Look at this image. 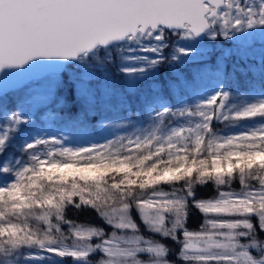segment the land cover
<instances>
[{
    "label": "snow or ice",
    "instance_id": "1",
    "mask_svg": "<svg viewBox=\"0 0 264 264\" xmlns=\"http://www.w3.org/2000/svg\"><path fill=\"white\" fill-rule=\"evenodd\" d=\"M0 264H264V0H0Z\"/></svg>",
    "mask_w": 264,
    "mask_h": 264
},
{
    "label": "rangeland",
    "instance_id": "2",
    "mask_svg": "<svg viewBox=\"0 0 264 264\" xmlns=\"http://www.w3.org/2000/svg\"><path fill=\"white\" fill-rule=\"evenodd\" d=\"M222 39V38H221ZM228 45H223L224 47H230L233 43V41H227ZM206 43H210L207 42ZM256 46L259 47V37L256 38ZM132 118V123L123 122V121H116V122H108L104 127H101L99 125H95L89 128L86 132L74 127H65L63 125V131L60 132L57 125L50 126L53 129H56L58 131L59 135L65 136L66 139L69 141L77 140L80 142H83L84 140L92 139V140H98L100 142H104V140L116 138L121 135H128L131 134L135 129V122L137 120H145L143 117H136ZM241 123H247V122H241ZM116 124H120L122 126H116ZM45 126V125H44ZM222 129L225 131H236V129H225L222 125Z\"/></svg>",
    "mask_w": 264,
    "mask_h": 264
},
{
    "label": "trees",
    "instance_id": "3",
    "mask_svg": "<svg viewBox=\"0 0 264 264\" xmlns=\"http://www.w3.org/2000/svg\"><path fill=\"white\" fill-rule=\"evenodd\" d=\"M220 43H222L223 45H228L229 43L227 41H223V39L220 40ZM12 105L9 104V108H11ZM132 118H135V117H132ZM125 122V121H123ZM52 125H57L58 129H61L63 127V124L60 123V122H53L50 126ZM95 122H93V127L95 126ZM45 126H49V125H45ZM220 129H222V124L218 126ZM238 187V185L236 186ZM203 195L205 196H211V195H214V192L213 190L211 189V186H209L208 188L204 189L203 192H202ZM71 215V213H70ZM79 219L81 221H84V220H89V221H93V222H99L96 220L95 218V215L94 214H85V215H80L79 216ZM201 223V217H200V214L199 213H196L194 212L191 219H190V227L192 229H195L197 228Z\"/></svg>",
    "mask_w": 264,
    "mask_h": 264
}]
</instances>
